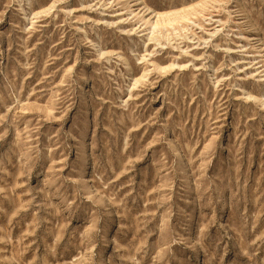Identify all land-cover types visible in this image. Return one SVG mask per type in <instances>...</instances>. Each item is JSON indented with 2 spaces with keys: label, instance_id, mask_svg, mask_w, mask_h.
I'll return each mask as SVG.
<instances>
[{
  "label": "rangeland",
  "instance_id": "obj_1",
  "mask_svg": "<svg viewBox=\"0 0 264 264\" xmlns=\"http://www.w3.org/2000/svg\"><path fill=\"white\" fill-rule=\"evenodd\" d=\"M0 264H264V0H0Z\"/></svg>",
  "mask_w": 264,
  "mask_h": 264
},
{
  "label": "bare ground",
  "instance_id": "obj_2",
  "mask_svg": "<svg viewBox=\"0 0 264 264\" xmlns=\"http://www.w3.org/2000/svg\"><path fill=\"white\" fill-rule=\"evenodd\" d=\"M256 26H255V24H251V30H250V32L251 33H255L256 32ZM250 36V35H249ZM84 92V90H83V88H82V90H81V93H83ZM86 148V147H85ZM85 150V149H84ZM177 157H178V159H176V164H181V167L183 166L182 165V162H183V160H184V155H183V153L182 152H179L178 154H177ZM83 166H82V168H81V170H80V173H79V171H78V173L80 174V177H83L84 176V174L86 173V169H87V163L86 162H84V164H82Z\"/></svg>",
  "mask_w": 264,
  "mask_h": 264
}]
</instances>
